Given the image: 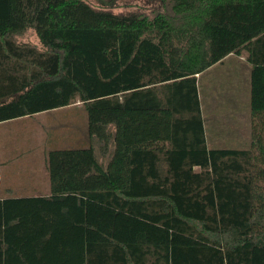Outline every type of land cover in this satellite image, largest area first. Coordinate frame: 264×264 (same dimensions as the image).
I'll list each match as a JSON object with an SVG mask.
<instances>
[{
	"label": "trees",
	"instance_id": "16d2710c",
	"mask_svg": "<svg viewBox=\"0 0 264 264\" xmlns=\"http://www.w3.org/2000/svg\"><path fill=\"white\" fill-rule=\"evenodd\" d=\"M158 1L0 0V123L80 102L90 138L0 199V264H264V0ZM242 53L250 145L210 149L197 76Z\"/></svg>",
	"mask_w": 264,
	"mask_h": 264
},
{
	"label": "crops",
	"instance_id": "0c3cea01",
	"mask_svg": "<svg viewBox=\"0 0 264 264\" xmlns=\"http://www.w3.org/2000/svg\"><path fill=\"white\" fill-rule=\"evenodd\" d=\"M222 68H239L237 83L233 81V85H229L232 90H226L225 95H230L235 101L236 105H231V110L235 111L231 117H227L223 112L224 107L221 108L219 101H225L224 98H218L216 95H220L221 83L217 85V79H215V86L212 85L211 75L217 70ZM251 73L252 66L247 62V54L242 53L240 55L231 54L223 59L221 62L209 68L204 73L197 76L199 84V94L201 101V109L203 119L205 121L206 137L208 147L213 148H245L243 145L247 139L245 136L240 138V135L244 134V125H251L253 122L252 117V104H251ZM231 92V94H230ZM227 97L225 99L227 100ZM221 108V111L219 110ZM31 117H25L9 122L0 123V127L4 130L0 132V199L8 198H42L49 197L51 195V181L49 171L47 167V153L54 146L58 149L65 148L64 143L55 144L54 141L50 142L48 137V147H38V143L34 145L21 146V147H5L7 143V135L9 139L16 133L15 126L19 128L20 120L30 119ZM21 124V123H20ZM231 133L225 135H219L214 130L215 125H229ZM232 128L237 130V133L232 132ZM25 133V140L30 141V135L35 132H31L30 129H23ZM6 134V136H5ZM46 135V134H45ZM240 138V139H239ZM251 139V136L250 138ZM19 140V139H17ZM54 142V143H53ZM46 145V146H47ZM55 147V148H56ZM62 147V148H61ZM242 147V148H241Z\"/></svg>",
	"mask_w": 264,
	"mask_h": 264
},
{
	"label": "rangeland",
	"instance_id": "374dc122",
	"mask_svg": "<svg viewBox=\"0 0 264 264\" xmlns=\"http://www.w3.org/2000/svg\"><path fill=\"white\" fill-rule=\"evenodd\" d=\"M94 6H100V0H86ZM107 3H112L114 7L112 10L115 13H127L132 11L137 12H149L157 7H160V3L158 0H105ZM17 42L22 45H32L41 48V44L36 33L32 30L26 32L24 35L17 38ZM239 68H234V70H230L229 68H222L221 70L213 71L211 75L212 85L215 86V79H217L218 83H221L220 86V95H216L218 98H224L225 101H219L221 104V108L223 112L227 115V117L234 116V112L231 110V105L237 104L236 101L230 96L225 95L224 92L226 90H232L229 85H233V81L237 83L239 80L238 77ZM215 78V79H214ZM231 94V92H230ZM227 97V100L225 97ZM221 108L219 110L221 111ZM236 114V112H235ZM21 123V124H20ZM19 128L17 126L14 127L15 134H11L13 138L9 139L7 135V143L4 145L5 147H21L29 145H34L38 143V147H48V137L51 141H54L55 144L64 143L65 148L69 147H85L90 144V138L88 134V118L87 113L80 102L75 103L72 106L61 108L57 110L47 111L43 113L36 114L32 116L30 119L20 120ZM4 127V126H3ZM3 127H0V132L4 130ZM229 125H215L213 128L218 132L219 135H225L226 133H231ZM242 127L244 134L240 135V138L244 136L247 138L243 145V147H248L250 145V136L252 125H244ZM30 129L31 132H35L33 135H30V141H26L25 133L23 129ZM233 133H237L238 131L232 128ZM46 134V135H45ZM6 136V134H5ZM239 138V139H240ZM19 139V140H17ZM0 142L2 144V139L0 138ZM25 142L27 144H25ZM53 142V143H54ZM47 145V146H46ZM59 146V145H58ZM97 147V144L95 143ZM56 146H54L55 148ZM59 148V147H56ZM62 148V147H61ZM242 148V147H241ZM98 149V148H97ZM98 152V151H97ZM98 157L101 161L106 163L108 161L107 158L98 153Z\"/></svg>",
	"mask_w": 264,
	"mask_h": 264
}]
</instances>
